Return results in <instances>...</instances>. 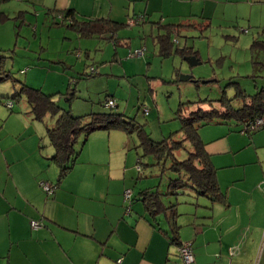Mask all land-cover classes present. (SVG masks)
I'll return each instance as SVG.
<instances>
[{"label": "crops", "instance_id": "0c3cea01", "mask_svg": "<svg viewBox=\"0 0 264 264\" xmlns=\"http://www.w3.org/2000/svg\"><path fill=\"white\" fill-rule=\"evenodd\" d=\"M6 3L14 7L1 9ZM17 7L53 20L67 10L80 21L123 25L141 18L118 30L117 44L109 34L85 37L72 30L76 36L71 37L79 42L97 38L113 43L112 61L120 57L119 47L129 48L128 54L148 47L149 36L159 54L158 36L192 21L205 26L215 17L237 23L247 19L259 33L264 28V0H0V25L15 16L26 19L27 9L17 12ZM128 28H138L145 37L142 45L133 38L134 30L124 32ZM176 36L172 33V40L180 47ZM123 69L128 76L132 66ZM9 111L0 110V264H184L178 245L160 230H171L175 223L163 216L152 222L140 201L124 198L133 184L122 166L131 157L124 153L129 141L122 131L95 132L71 172L60 178L45 125L25 113L27 106L16 109L13 104ZM225 125L201 130L225 198L208 201L200 214L180 224L177 215L175 222L181 226V241L193 245V264H264V142L258 134H236ZM41 182L55 187L54 194L45 193ZM32 220L43 226L33 229ZM232 247H238L235 255H230Z\"/></svg>", "mask_w": 264, "mask_h": 264}, {"label": "rangeland", "instance_id": "374dc122", "mask_svg": "<svg viewBox=\"0 0 264 264\" xmlns=\"http://www.w3.org/2000/svg\"><path fill=\"white\" fill-rule=\"evenodd\" d=\"M9 4L14 7V3H6L1 5V9ZM21 9L28 11L25 20L22 16L13 14L14 18L0 25V57L6 56L5 69L17 80L0 83V110H7L9 114L8 104L11 102L16 109L27 106L24 98L14 97L22 83L52 94L66 92L70 81L71 88L76 90L75 97L69 101L61 95L55 97L66 110H70L75 116L102 112L124 113L133 118L135 123L145 125L151 137L160 141L181 129V115H188L195 110L197 102L217 100L223 96L222 92L232 77L249 93H255L258 87H264V50L256 51L252 48L254 38L264 40V33L260 34L258 28L252 27L247 19L237 23L231 18L215 17L206 29L201 30L200 26L184 28L181 35L176 37L179 38L180 48L187 45L198 51L200 64L192 66L179 54L162 58L155 53L151 36L148 39L149 46H144V57L126 59L129 48L119 47L121 55L112 61L115 53L113 43L97 38H83L79 42L71 37L75 34L73 29L57 25L45 13H42L43 17H36L29 8L17 7L14 10L18 12ZM129 29L134 30L128 28L124 32H129ZM137 30L138 28L134 30L133 38L142 45L145 37L139 36ZM253 60L259 61V64L254 66ZM125 65L132 66V69H127L128 76L123 74ZM92 68L96 70V74L88 76ZM28 71L30 72L26 76ZM183 75L191 76L192 80L181 81L180 77ZM253 75L256 77H252ZM58 84L60 86L57 89ZM228 94L233 95L230 91ZM108 97L116 100L117 108L106 107ZM145 109L149 110L148 114H145ZM51 122L52 117H48L44 125ZM225 126L236 134H240L242 128L235 121ZM123 133L129 141V147L124 153L131 154V157L130 163L125 164L124 159L122 166L132 181L133 194L137 195L140 189L161 182V189L165 188L167 174L161 177L158 168L144 167L143 174L139 175L135 149L138 138L135 134ZM94 134L89 136L85 144L91 142ZM257 134L264 142V129L249 136L254 138ZM255 149L252 147V152ZM179 154L178 157H184L186 152ZM151 160V157L143 158L144 162ZM171 198L176 202L174 197ZM178 202V224L200 214L203 206L209 204L207 199L200 197L198 201L188 195L180 196ZM195 202L201 207L195 205Z\"/></svg>", "mask_w": 264, "mask_h": 264}, {"label": "trees", "instance_id": "16d2710c", "mask_svg": "<svg viewBox=\"0 0 264 264\" xmlns=\"http://www.w3.org/2000/svg\"><path fill=\"white\" fill-rule=\"evenodd\" d=\"M55 19L54 21L57 25H65L85 37L102 38V36L109 34L108 39L113 41L114 44L118 42V38H116L118 30L130 26L129 24L117 25L105 19L80 21L76 18L72 10L58 12ZM132 19L138 20V17ZM192 22L193 24L190 22L187 25L180 24L171 26L170 29L173 31L169 30L165 34H160L158 36V55L162 58L172 57L174 54H179L182 57L195 55L198 58V51L192 46L186 45L183 48L175 46L174 40L171 37L174 32L180 36L183 29L188 26L198 28L202 25V23L197 25L195 23L196 21ZM210 25L205 23V26H200V29H206ZM261 33H264V28L261 29ZM175 40L178 42V39ZM140 48L144 49L142 56L144 57L145 48ZM252 48L256 49V51L260 49L264 50V40L259 37L254 38ZM132 52L133 50H130L128 58L139 59L137 57H129ZM5 60L6 56L0 57V83L11 79L16 82L17 80L11 76V72L5 69ZM253 64L255 66L259 64V61L253 60ZM95 74L96 70L94 69V72H92L91 69L88 76ZM252 77H256V75ZM233 78L223 90V96L217 100L206 99L197 102V108L195 110L190 111L188 115H181V129L171 133L160 141H156L151 137L146 131L145 125L135 123L133 118H130L124 113L102 112L75 116L70 110L62 107L55 99L58 95L65 97L68 101L74 98L76 90L72 89L70 85L64 93L56 92L54 94H47L42 89H36L26 83H22L14 97L25 99L28 108V112L25 113L30 115L34 121L44 125L45 120L48 117H52L51 124L45 127L47 129L49 143L54 149L51 160L58 166L60 178L65 177L71 172L80 155L81 149L91 134L97 131H122L128 135L135 134L138 138V145L135 146V149L138 155L137 171L139 175L143 174L144 167H154L161 171V177L166 173L167 178L165 188L161 189V182L154 186L140 189L135 197L133 195V189L128 188L132 193L130 199L125 200L129 203L140 201L148 213V219L152 222H157L158 217L163 216L169 218L167 220L171 221L170 225L173 222L175 223L171 227V230H165L162 227H160V230L166 235H170L171 244L178 245V253L183 263L186 264L179 248L188 243L194 255L195 252L192 243L181 241L179 235L181 226L175 222V217L179 215L176 206L179 204L178 200L180 196L188 195L198 199V201L201 197L207 199L211 204L221 202L225 198V194L219 186L216 169L211 161V155L206 149V144L201 137L200 130L203 127L214 124H229L231 121H235L242 126L239 132L243 134L247 133L251 135L254 132L264 129V124L261 126L255 125L258 119L264 120V87L259 88L257 86L258 88H256L257 91L255 93H249L241 86L239 81H235ZM75 81H77L76 78ZM229 91L233 95H229ZM109 99L114 98L108 97L106 102ZM117 106L116 104L115 108ZM12 107H10L11 110ZM180 111L182 112L183 108ZM148 113L145 112V114ZM182 151L186 152L185 156L178 157ZM144 157H151L152 160L150 162H144ZM171 197H174L176 202ZM194 204L201 206L198 202Z\"/></svg>", "mask_w": 264, "mask_h": 264}, {"label": "built area", "instance_id": "2783aa9c", "mask_svg": "<svg viewBox=\"0 0 264 264\" xmlns=\"http://www.w3.org/2000/svg\"><path fill=\"white\" fill-rule=\"evenodd\" d=\"M136 22H137V20L132 19V20L129 21V25H134ZM143 54H144V49L143 48H138V49L133 50V52L129 55V57L140 58V57L143 56ZM92 72H94L93 68H92ZM8 105L10 107H12V103H9ZM106 106L109 107V108H115L116 107L115 99H109L106 102ZM145 112L148 113V110L146 109ZM263 124H264V120L263 119H258L255 122V125H257V126H261ZM41 184H42L43 190L48 195H52L55 192V187H53L50 183L42 182ZM131 193L132 192H131L130 189H127L125 191V199L126 200L130 199ZM42 226H43V224H42L41 221H38V220H32L31 221V227L33 229H35V230L40 229ZM237 248L238 247H232L230 249V255H235L236 252H237ZM179 251H180V253H181V255H182V257H183V259H184L186 264H192V263L195 262V255H194V253H193V251L191 249L190 244L186 243L185 245H183L182 247L179 248ZM119 262H121V259L119 260Z\"/></svg>", "mask_w": 264, "mask_h": 264}, {"label": "water", "instance_id": "95a60500", "mask_svg": "<svg viewBox=\"0 0 264 264\" xmlns=\"http://www.w3.org/2000/svg\"><path fill=\"white\" fill-rule=\"evenodd\" d=\"M185 59L192 66L200 64V60L195 55L187 56V57H185ZM180 80L181 81H188V80H192V77L191 76H187V75H183V76L180 77Z\"/></svg>", "mask_w": 264, "mask_h": 264}]
</instances>
